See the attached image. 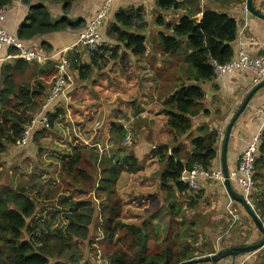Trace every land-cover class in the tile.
Instances as JSON below:
<instances>
[{
	"label": "trees",
	"instance_id": "obj_1",
	"mask_svg": "<svg viewBox=\"0 0 264 264\" xmlns=\"http://www.w3.org/2000/svg\"><path fill=\"white\" fill-rule=\"evenodd\" d=\"M37 1L38 5L30 7V13L16 33L19 40L27 43V40L36 36L83 27L82 21L72 23L66 17L53 22L45 7V3L50 0ZM52 1L61 2L64 12H67L77 0ZM10 3L11 0H0V7ZM181 7L180 0L156 1V8L160 11H173ZM156 22L163 24L161 18H157ZM142 24L143 17L140 10L116 13L114 23L107 26L105 34L107 41H112L113 46L110 45L109 48L104 41V45L98 52L90 53L91 59L98 60L106 57L108 60H117L122 49L134 56L144 55L145 40L140 35L141 30L137 29ZM236 37L235 20L226 13L209 9H205L201 13V18L197 20L193 19L190 13H186L180 18L178 25L172 28L171 35H158L160 51L167 56V60L181 58L182 64L186 66L185 72L188 77L184 75L188 83L179 81L174 88L170 86L173 88V93L162 102L163 113L167 117L165 126L168 130V138L170 143L174 144L160 146L152 152L157 163L163 165L159 176V189L167 194L166 200L187 193L191 195L192 192L183 183L184 176L194 165L202 166L205 171L211 170L212 163L217 158L216 145L219 136L216 131L207 129L200 137L195 139L187 137L185 140L189 141L191 152H188L186 147H182L181 138L190 132L192 119L203 110L202 101L205 92L202 84L214 80V72L209 62L215 61L219 65L228 63L235 54ZM80 62L78 54L72 53L69 67L78 72L81 80H85L89 75L90 67ZM177 67L184 74L183 69L178 65ZM43 68V66H29L27 63L17 62L13 66L0 69V155L6 152L7 147L14 146L25 126L40 108L49 87L43 81L48 74ZM25 73H28V77L19 80V76ZM59 116L60 112L57 110L50 114V126H53L54 120ZM111 130L114 133L113 136L120 140L121 128ZM263 155L264 131L261 134L258 157L254 165V180L256 169L263 161ZM100 159L101 157L95 151L82 146L75 147L72 154L60 163L61 173L71 179V183L62 190L65 198L62 204H69L72 208L65 214L67 224L62 228L63 230L36 235L39 228L33 219L35 203L29 198L24 184L22 188H7L0 193V264L79 263L81 253L71 251L72 248L74 250L77 248L72 242L87 241L86 246L93 243L89 241L88 236L91 237L92 228L99 226L95 213L101 205L104 206L103 213H106L104 225L100 226V233H102L100 256L104 263L182 264L192 261L194 251L191 245H187L191 236H186L188 239L178 235L170 238L167 236L162 245H157L151 250L150 243L158 240V233L155 232L151 222L152 217L140 223H125L118 219L122 208L113 202L115 194L113 188L123 170L130 174L140 171L137 159L133 155L125 156L119 162L104 158L101 170H98L97 164L100 163ZM89 161L93 164L94 171L91 175L89 172L88 176H85L81 166L83 162ZM79 179L88 180L89 183L81 188ZM197 193L194 199L200 198ZM70 199L75 200V203ZM260 199L261 194L256 193L255 201L250 207L264 228V203ZM174 208V205H170L167 211L173 214L170 210ZM25 234L30 236L25 238ZM191 240L189 243L195 244L193 239ZM239 247L247 246H234L231 249ZM236 255L239 254L231 256Z\"/></svg>",
	"mask_w": 264,
	"mask_h": 264
},
{
	"label": "crops",
	"instance_id": "obj_2",
	"mask_svg": "<svg viewBox=\"0 0 264 264\" xmlns=\"http://www.w3.org/2000/svg\"><path fill=\"white\" fill-rule=\"evenodd\" d=\"M156 1L157 0H114L111 4L105 24L101 27L103 40L110 48V45L113 46V43L112 41H107L105 34L107 26L114 23L115 14L118 12L140 10L143 17V24L137 29L141 30L140 35L145 40L144 55L134 56L129 51L122 49L119 53V59L117 60H108L106 57L104 59L93 60L90 56L84 54L83 49H77L76 53L81 59L80 63L90 67L87 79L81 80L78 76V72L69 67L67 69L69 83L66 96L55 100L49 108L51 114L56 110L60 112V116L54 120L51 130L41 131L38 129L25 147H13L14 155L16 156L15 162L20 164L25 163L17 172V175L24 178V181L30 180L29 177L38 178V176H42V180H45L48 174L54 173V168L58 163L67 159L72 154L76 145L84 146L88 150L91 149L100 154L104 152L109 153V150L111 152L114 150L112 149L114 141L117 142L116 140H119V138L117 139L113 136L114 133H112L111 130L113 128H121L122 130L120 141H122L121 146L124 151L130 150L135 140L139 143L141 142L140 136H137V133L125 129V122H123L125 121L124 117L121 120L110 118L112 123L103 125L104 121H108L109 118V116H106V113H110V111L105 110L110 109L111 107L103 109L97 102H95L90 106L87 104L84 105L85 109L83 112H80L75 116L72 115L73 112L77 111L75 109L76 107L71 108L76 100L74 97L72 98L75 91L80 88L90 89L92 86L95 87L93 83L97 80L96 74L103 70H101L99 63L103 64L102 68L104 69L110 67V64L116 69L121 57L125 59L128 67L132 68L134 73H137V80L140 81L144 87L140 94V99H138L137 102L145 112L139 115V119L137 118V120H139L138 123L148 124L150 129L153 130L154 136L151 138L155 144H160V146H171L174 144L173 142H169L168 130L165 126L167 117L163 113L162 102L166 97L172 95L173 88L179 81L188 83V80L185 78L183 72L178 70L177 65L179 61L167 60V56H164L158 49V35H171L172 28L178 25L180 18L186 13H190L195 20L201 18V13L205 9L226 13L236 22L237 37L234 42V53L237 52L239 44L244 43L245 49L250 50L253 54L264 57V22L251 14L244 15L242 13V6L247 0H180L182 7L173 11L158 10L156 8ZM104 2L105 0H77L73 2L67 12H64L61 2L52 0L46 2L45 7L50 13L53 22L66 17L69 22L72 23L82 21L83 27L77 30L54 32L42 36H36L26 42L31 45L39 46L45 51L52 52H60L64 48L74 45L77 41L78 35L86 26L88 19L97 14ZM35 5H38L37 0H11V3L7 5L8 9L4 21L5 28L11 33H17L20 25L30 13V7ZM251 6L260 14L264 15L262 0H252ZM157 18H161L163 24H158L156 22ZM133 33H135V30H133ZM154 48L155 51H153ZM157 50L158 52H156ZM151 63H153V68ZM28 65L32 66L31 64ZM43 67V69L48 72L47 80L43 81L46 85L50 86V82L56 74V71L54 70L52 63L44 65ZM49 69L54 72L52 77L51 74L49 75ZM108 71H110V69ZM252 77L253 75L251 71L239 70L225 77L214 79L202 84L205 92V97L202 101L203 110L192 119L190 132L186 136H183L181 140L183 141L182 147L186 146L187 151L191 152L189 141L185 140L187 137L195 139L202 136L203 131L207 129L209 131H216L219 138L216 145L217 158L213 161L211 168L213 171L219 169L222 171L220 152L223 144L224 131L246 95L254 87L251 83ZM31 83H33L32 80ZM170 86H173V88ZM161 95L164 96L160 99L159 96ZM144 99H146L147 102H145ZM81 100H83V98ZM85 102L86 101H84V103ZM101 105L104 106L102 103ZM102 109L103 112H99V114L103 113L105 115L99 122L101 124V133H96L97 130L94 129L93 133L90 134V130H86L87 128H90V125H88V119L85 116H90V114H94ZM77 126L78 128L84 129L79 132ZM262 129H264V87L252 96L244 111L238 117L231 129L227 143L225 161L228 172L235 168L239 154L245 149L247 143ZM146 142L150 143V148L148 149H146ZM152 144L151 141H145L142 150L138 148L135 152L126 153L123 157L133 154L137 159L138 164L144 159V157H148L151 160L148 161V164L155 166L154 162L156 159L152 156V152L157 147ZM124 151H116L115 153L122 154ZM120 156L121 155H114L111 159L119 162L123 158H120ZM22 171L24 172L22 173ZM15 180L16 178L12 181L15 182ZM255 180L257 185L256 193L258 195L261 194L260 200L264 203V155L263 161L260 163L258 169H256ZM44 183L50 185V182ZM204 183L205 182H202L203 189L201 190L203 193L200 191L197 193V195L200 196L199 199H194V193L193 197H191L192 200L188 201L187 198H185V194L180 196L179 203V205H182L183 202H187V209L192 211L191 219H188V227L193 231L191 239H193L195 244L191 247L194 251V258L192 260L195 261H200L218 253V249L219 252H222L229 250L234 246H240L237 244L238 236H231L230 234L225 237L227 239L223 238L224 240L222 241L221 247L216 244V240L219 237H216V235L219 230L224 227L223 220L220 219L218 213H216L219 210V205H222V197L220 196H223V193L221 192L220 187L215 184L219 188L218 195L220 199L219 201L216 200L214 198V187L212 184ZM230 186L240 197L241 193L238 187L234 184H231ZM62 188L60 190V195H63ZM212 200L215 201V204L211 202ZM130 203L132 204V202ZM129 208L134 209L131 206H129ZM214 211L216 212L214 213ZM131 213L134 215V212ZM168 216L170 219L167 226L168 232L162 236L160 235L159 230L157 242L150 244L149 249L152 250L155 249L157 245H161L171 233H174L172 234L173 237L181 234L171 232L173 222H175V219L171 218V216L174 217V212L173 215L168 212ZM129 221L127 222H136L135 219H129ZM199 222L202 223L201 230H198ZM248 232H250L248 241L250 244H254L262 235L255 227L254 223L251 229L248 228ZM242 235L245 236L244 234ZM231 239H236L234 244H231ZM225 240L226 242H224ZM90 248L91 246H86L84 250L81 249L86 260H88V258L91 259L92 256H97V253L94 254V250L90 252ZM263 250L264 247L263 249L253 251L254 253L251 252L225 257L216 263L198 262L197 264H264ZM99 261L100 260L96 261V263L92 262L90 264H100Z\"/></svg>",
	"mask_w": 264,
	"mask_h": 264
},
{
	"label": "rangeland",
	"instance_id": "obj_3",
	"mask_svg": "<svg viewBox=\"0 0 264 264\" xmlns=\"http://www.w3.org/2000/svg\"><path fill=\"white\" fill-rule=\"evenodd\" d=\"M158 49L160 50V48ZM83 50H84V54L90 56V53L87 50L85 49ZM153 51H155V48L153 49ZM156 52H158V50ZM178 61H179L178 66L183 69L184 75L186 76V78H188L187 73L185 72L186 66L182 64L181 58H179ZM99 65L101 67V70L102 69L103 70L101 72H97L96 74L97 80L93 83L95 87L92 86L90 89L80 88L77 89L73 94L72 98L74 97L76 100L74 105L71 106V108L76 107L75 109L77 111L73 112L72 115L75 116L76 114L83 112V110L85 109L84 105L87 104L90 106L93 103L97 102L103 109H105L106 107H111L110 109L105 110V111H110V113H106V116H109V118L108 121L106 120L104 121L103 125L112 123L110 118L114 120L117 119L121 120L124 117L125 121L123 122H125V127H126L125 129L129 131L132 130L133 132L137 133V136H140L141 139L140 143L135 140L130 150L124 151L121 146L122 141L116 140L118 143L114 141V146L112 148L114 150H112L111 152L109 150V153L107 152H104L102 154L97 153V155L101 157L100 163L97 164L98 166L97 169L101 170V165L103 164L104 158L111 159V157L114 155L116 156L121 155L120 156L121 158L126 153L135 152L138 148L142 150L145 141H151L153 143L152 145H156L157 148L160 147V144L154 143L153 139L151 138L152 136H154V133L153 130L150 129L148 124L138 123L139 120H137V118L139 119V115L145 112V110H143L137 102V100L140 99V94L142 93V89L144 88L142 83L137 80V73H134L133 69L128 67V64L125 62V59H123V57H121L120 62L117 65L116 69H114V66H112L111 64L110 67H106L105 69L102 68L103 66L102 63H99ZM152 65L153 63H151V66ZM109 69L110 71H108ZM50 74L51 77L54 75V72L51 69H49V75ZM27 77H28V73H25L22 76H19V80L25 79ZM44 80H47V78ZM163 96L164 95H161L159 96V98L161 99ZM82 98L83 100H81ZM144 100L145 102H147L146 99ZM84 101L86 102L84 103ZM101 103L104 106H102ZM103 109L100 111L97 110L98 112L94 114H90V116H85L88 119L87 121L88 125H90L89 126L90 128L89 129L87 128L86 130L88 131L90 130V134L93 133L94 129L97 130L96 133L98 134L101 133L100 131L101 124L99 122L104 118L105 114L103 113L99 114V112H103ZM95 122L99 123L100 126H96ZM78 126H77V130L79 129V132L84 129V128L83 129L78 128ZM50 130L51 128L47 131ZM1 138H3L2 134H1ZM76 147H82V146L76 145ZM148 148H150V143L146 142V149ZM13 150H14L13 147H7L6 152L0 155V193L7 188H12V189L14 187L16 189L19 187L22 188V184H24L28 190L29 198L32 199L35 203V214L33 219H35V225L37 226V228H39L37 229L36 235H40V233H45V232L54 233L57 232L58 230H63L62 228H64L67 224V220L65 219V214L69 213L70 209L72 208L69 206V204H62V201L65 198L63 195H60V190L62 187L63 188L67 187V184L71 183V179L67 178L61 173V169H60L61 162L58 163L54 168V173L48 174L45 180H42V176H38V178L29 177L30 180L24 181V178L19 177L17 175V172L18 169L20 170L23 167V164L25 163L20 164L17 162L18 163L17 165V163L15 162L16 156L14 155ZM116 151L118 152L124 151V152L122 154H118L115 153ZM111 160L116 162L113 159ZM148 161H151L150 158L148 157L147 158L144 157V159L141 160V162L139 163L141 167V171L136 174H129L124 170L120 173L119 178L113 188L115 192L113 196V202L119 204V206L122 208L119 213L118 219L122 220L125 223L131 222L129 221V219L131 220L135 219L136 222L134 223H140L141 221H144L145 219L152 217L151 222L154 225L155 232H157L159 236L158 231L160 230V235L163 236L168 232L167 226L170 220L167 210L168 208H170V205H174L175 208L173 210H170L174 212V217L171 216V218L175 219V222H173V226L171 228V232H175L176 234L181 233L178 234L180 237L188 239V237H190L191 234H193L191 228L188 227V222H189L188 219H191L192 211H189L187 209L186 207L188 205L187 202H183L182 205H179L180 196L174 199L166 200L167 194L165 192L160 191L159 189V176L163 170V165L161 163H157V160H155L154 162L155 166H152L148 164ZM81 168L84 171L85 176H88L89 172L91 175L94 171V166L91 163V161L83 162ZM23 172L24 171H22V173ZM14 178H16L17 181L16 180L15 182L12 181ZM79 180H80L81 188H83V186L86 187V185L89 183L88 180L85 181L81 179ZM44 182H50V185H46ZM202 182H205L204 184H208V183L212 184V186L214 187V191H213L214 198L216 200L219 201L220 199L218 195L219 188L215 184H217L220 187V190L223 193V196H220L222 197V205H219V210L217 212L214 211V213L215 212L218 213V216L224 222V227L221 230H219L216 237L219 236L218 238H220L225 234V232L231 231L229 233L231 236H235V235L238 236L237 244H239L240 246L243 245L249 247L251 245L258 243L262 239L263 237L262 235L257 241H255L254 244H250L248 242L250 235V232H248V228L251 229L253 223L251 219L247 216L244 209L235 202H233V207L237 215V222H235L236 224H234L231 228H229L230 224L232 223V219L225 211V206L228 203L227 200L228 197L226 196L223 187L212 180H203L200 183L201 189L199 191L201 193H203V191H201L203 189ZM97 194L98 193H96V195ZM193 194L194 193L190 195L187 193L185 198H187L188 201H191L192 199L190 198L193 197ZM255 198H256V181H255V189L252 197L253 203L255 201ZM70 201H73V203H75V200L70 199ZM130 202H132V204ZM211 202L215 204L214 200H212ZM129 206H131L134 209L129 208ZM103 207L104 206L101 205L100 209L97 210L95 213V219H97L99 226L92 228L90 232L91 237L90 235L88 236L89 241L93 242L91 245H89L91 246L90 252L94 250V254L97 253V256H92L91 259L88 258V260H86V258H84V254L83 251H81V249L82 250L85 249L86 245L88 244L87 241L79 243V241L77 240L76 242L74 241L72 242L74 245L77 246V248L76 250L72 248L71 251L73 252L79 251V254L81 253V261L79 264H90L92 262L96 263V261L98 260H100L99 261L100 264H104V261L100 259L101 244H102V233H100L101 230L100 226L104 225V219L106 218V213H103L104 210H102ZM131 212H134V215H132ZM198 225H199L198 230H201L202 223L199 222ZM172 234L174 233L169 234L168 237L170 238ZM242 234H244L245 236H243ZM29 236H30L29 234L24 235L25 238ZM223 240L224 239L222 238L221 241L219 242L220 247ZM235 240L231 239L230 240L231 244H234ZM190 241H192L191 238H189L187 245L193 246L194 244L189 243ZM224 242H226V240ZM153 243L154 241L151 242L150 244ZM78 247L81 248L78 249Z\"/></svg>",
	"mask_w": 264,
	"mask_h": 264
},
{
	"label": "built area",
	"instance_id": "obj_4",
	"mask_svg": "<svg viewBox=\"0 0 264 264\" xmlns=\"http://www.w3.org/2000/svg\"><path fill=\"white\" fill-rule=\"evenodd\" d=\"M113 1L114 0H105L97 14L88 19L85 28L78 35L75 44L64 48L60 52L45 51L39 46L27 44L24 41L19 40L16 33L9 32L4 26L8 7H0V69L6 66H13L17 62L39 67L52 63L53 68L56 71L38 112L25 126L13 147H25L38 129L41 131H47L51 128L49 122V116L51 113L49 108L55 100L66 96L69 83L67 69L70 66V56L72 53H76L78 48L85 49L89 53H96L104 45L101 27L105 24ZM262 6L264 8V0H262ZM242 13L244 15L249 14L246 2L242 6ZM209 65L213 69L214 79L225 77L239 70H248L251 71L253 75L251 81L252 86H256L264 80V57L253 54L250 50L245 49L244 43L239 44L237 52L228 63L219 65L215 61H210ZM96 126L100 125L96 123ZM263 131L264 129L260 130L247 143L245 149L239 154L235 168L228 172L230 185L234 184L238 187L241 197L250 206L253 204L252 197L255 189L254 165L258 157V148ZM203 180H212L223 187L225 194L228 197L225 211L232 219V223L229 227L231 228L236 224L235 222H237V215L233 207L234 201L229 197L226 191L222 171L220 169L217 171H205L202 166L194 165L184 176L183 183L189 191L197 193L201 189L200 183ZM230 232H225L223 236L217 238L216 244L219 245L221 239L225 238Z\"/></svg>",
	"mask_w": 264,
	"mask_h": 264
},
{
	"label": "water",
	"instance_id": "obj_5",
	"mask_svg": "<svg viewBox=\"0 0 264 264\" xmlns=\"http://www.w3.org/2000/svg\"><path fill=\"white\" fill-rule=\"evenodd\" d=\"M251 2H252V0H247L246 1V6H247L249 14L257 17L258 19H260V20H262L264 22V15L260 14L257 10L253 9L252 6H251ZM262 87H264V80L251 89V91L246 95V97L244 98L243 102L238 107L237 111L235 112V114L233 115L232 119L228 123V125H227V127H226V129L224 131V135H223V144H222V147H221L220 156H221V164H222V174H223V177H224V180H225V188H226V191H227L229 197L236 204H238L240 207H242L244 209L246 214L249 216V218L254 223L255 227L259 230V232L262 234L263 237L258 243L254 244L252 246L239 247V248H235V249H231V250L218 252V253H216V254H214V255H212L210 257L204 258V259H202L200 261L192 260V261H187V262L182 263V264H197L198 262L216 263V262L220 261L221 259H223L226 256H231V255H234L236 253H238V254L249 253V252H253V251L262 249L264 247V228L259 223V221H258L256 215L254 214L253 210L251 209L250 205H248L247 202L242 197H239L231 189L230 181H229V177H228V171H227L226 162H225L226 161L227 143H228V140H229L231 129H232L233 125L235 124V122L237 121L238 117L244 111L245 107L247 106V104L250 101V99L252 98V96L258 90H260Z\"/></svg>",
	"mask_w": 264,
	"mask_h": 264
}]
</instances>
